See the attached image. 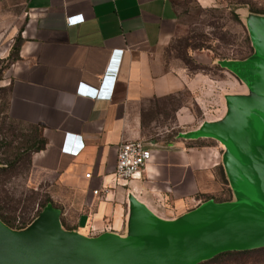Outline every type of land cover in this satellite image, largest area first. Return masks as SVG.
I'll use <instances>...</instances> for the list:
<instances>
[{"label":"crops","instance_id":"obj_1","mask_svg":"<svg viewBox=\"0 0 264 264\" xmlns=\"http://www.w3.org/2000/svg\"><path fill=\"white\" fill-rule=\"evenodd\" d=\"M75 14L83 20L68 23ZM178 14L177 0H0V60L18 42L0 82L5 109L46 139L31 153L27 182L47 186L61 207L63 230L130 244L137 241L125 240L135 235L136 207L172 222L202 205L201 194L224 196L228 183L234 192L229 148L205 131L213 123L184 129L196 123L186 90L202 108L200 82L212 78L170 64L166 50L180 33ZM112 57L118 62L111 97L78 94L81 82L99 84ZM67 133L79 136L69 141L82 142L79 151L62 148ZM123 141L142 142L151 156L140 175L116 180Z\"/></svg>","mask_w":264,"mask_h":264},{"label":"water","instance_id":"obj_2","mask_svg":"<svg viewBox=\"0 0 264 264\" xmlns=\"http://www.w3.org/2000/svg\"><path fill=\"white\" fill-rule=\"evenodd\" d=\"M260 37L257 59L240 65L253 97L235 105L234 119L205 127L229 148L244 207L209 200L172 222L136 207L137 241L123 244L112 236L88 239L63 230L58 210L49 206L18 234L0 220V264H193L224 249L264 245V33Z\"/></svg>","mask_w":264,"mask_h":264},{"label":"rangeland","instance_id":"obj_3","mask_svg":"<svg viewBox=\"0 0 264 264\" xmlns=\"http://www.w3.org/2000/svg\"><path fill=\"white\" fill-rule=\"evenodd\" d=\"M249 6L264 9V0H215L207 6L200 5L197 0H177L180 33L167 46L166 56L171 65L185 64L191 71L199 67L202 74L212 78L200 82L203 89L200 94L202 108L196 103L194 95L186 90L185 99L196 114V123L187 124L184 129L198 128L203 122L214 124L234 119L235 105L253 97L255 88L250 85L240 65L251 64L259 56L260 35L264 33V13H253ZM240 8H243L242 13L239 12ZM193 45L199 47L194 48ZM194 51L196 59L192 55ZM10 61L8 57L0 60V82ZM209 85L212 90L210 92ZM5 96L6 93L0 86L2 109L5 108ZM12 128L14 135H18L20 128L23 129L22 126ZM29 170L27 162L22 161L9 174L0 175V196L7 194L17 201L20 196L30 195L29 199H34L32 188L37 187L28 185ZM231 180L234 192L228 189L227 182L228 184L223 185V193L230 194L234 199L232 204L242 208L245 205L243 192L236 186L233 177ZM40 186L42 192L48 190L44 184ZM8 211L12 212L11 208ZM8 228L14 234L20 232ZM137 237L129 234L125 240L130 241ZM234 256L245 260L246 264H264V248L226 257L229 260Z\"/></svg>","mask_w":264,"mask_h":264},{"label":"trees","instance_id":"obj_4","mask_svg":"<svg viewBox=\"0 0 264 264\" xmlns=\"http://www.w3.org/2000/svg\"><path fill=\"white\" fill-rule=\"evenodd\" d=\"M241 5H243V3H241ZM248 8L253 13H264V9L253 8L251 6ZM17 44L18 42L16 39L12 46V51L8 56L9 60L15 57L14 51L17 48ZM192 47L198 48L199 45H193ZM198 68L192 70H197ZM12 126H22L23 129L20 128L19 130L21 131H19L18 135H14L15 131ZM45 143L46 139L38 126L20 124L8 115L5 108L2 109V107H0V175L9 174V171L15 169L22 161L27 162L28 166H30L31 153L43 148ZM226 182H228L227 179ZM227 187L231 189L229 185ZM32 189H34L32 192L35 194V198L31 200L29 199L30 195L20 196L17 201L12 200L13 198L11 196L8 197L7 194H3L5 196H0V220L8 227L21 231L27 228L46 207L52 206L58 210L60 225L63 228L66 222L62 219L61 207L53 203L49 191L43 190L42 192L41 186ZM201 196L202 202L209 200L215 202H230L232 199L230 194H225L224 196L201 194ZM10 208L12 212L8 211ZM262 248H264V245L224 249L193 264H246L244 263L245 260H240L238 257L235 258L234 256L228 260L226 256L238 255L239 253L243 255L246 252L257 249L260 250ZM222 256L225 257L222 258Z\"/></svg>","mask_w":264,"mask_h":264},{"label":"built area","instance_id":"obj_5","mask_svg":"<svg viewBox=\"0 0 264 264\" xmlns=\"http://www.w3.org/2000/svg\"><path fill=\"white\" fill-rule=\"evenodd\" d=\"M82 14H75L70 15L67 17V21L70 24L79 22L83 20ZM118 59L112 57L109 60V63L100 77V81L105 74L107 69L110 68H117ZM100 81L97 86H89L87 84H83L82 82L78 84L77 93L83 96H87L89 98L90 95L95 94L98 91L100 86ZM112 94H110L109 86L103 90L102 94H97L91 100L100 99V98H110ZM79 136L77 134L67 133L65 136V140L62 144V148L69 150L71 152H76L81 149L83 143L81 142L80 145H73L69 144L70 140L77 139ZM81 139V138H80ZM151 156V150L146 147L140 141H123L118 146L117 151V159L115 164V177L116 180H128L135 176L140 175L142 168L144 167L145 163ZM89 175V173H86Z\"/></svg>","mask_w":264,"mask_h":264},{"label":"clouds","instance_id":"obj_6","mask_svg":"<svg viewBox=\"0 0 264 264\" xmlns=\"http://www.w3.org/2000/svg\"><path fill=\"white\" fill-rule=\"evenodd\" d=\"M116 75H117V69L116 68L107 69L105 74L103 75L101 81H100V86H99L98 91L95 92V94L90 95V97L93 98L97 94H102L103 90L106 88V86H109L110 94H112L113 89H114V85H115Z\"/></svg>","mask_w":264,"mask_h":264}]
</instances>
